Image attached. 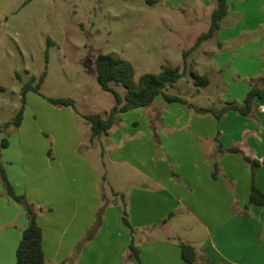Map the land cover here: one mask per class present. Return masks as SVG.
Listing matches in <instances>:
<instances>
[{
	"label": "crops",
	"instance_id": "1",
	"mask_svg": "<svg viewBox=\"0 0 264 264\" xmlns=\"http://www.w3.org/2000/svg\"><path fill=\"white\" fill-rule=\"evenodd\" d=\"M187 1L193 11L209 6L213 12L216 7V0ZM2 2L0 15L5 12ZM228 5V15L214 37L223 52L214 49L206 54H213L219 72L225 66L223 60L233 52L246 63L257 62L247 76L257 78L251 80L253 83L263 82L264 66L259 65L264 59V0H228ZM247 34L250 41L243 43L240 38ZM223 83L233 89L232 101L223 102L239 104L252 85ZM187 100L198 108L220 109L223 105L202 107ZM165 103L159 96L151 105L157 104L156 108L134 109L143 110L138 114L142 121L124 123L125 113H121L108 134L94 140L91 125L82 117L90 125L93 144L101 139L103 158L119 170L113 173L112 185L101 172L100 163H86L84 154L62 153L59 169L50 172L56 173L49 178L56 184L27 192L28 202L46 209L38 214L45 264H138L136 259H128L133 236L142 264H190L182 258L181 243L196 249L197 264H205V259L213 264H264V205L250 203L253 184L264 193V99L256 100L258 121L237 111L217 120L182 103ZM154 111L163 112L150 120ZM217 137L224 149L237 147L261 162L255 177L242 155L217 152ZM54 157L58 160V155ZM107 182L112 186L110 191ZM116 194L126 198L129 219L137 230L134 235L123 224V205ZM10 199L0 198V264H17L16 251L29 225L17 202L3 213ZM104 203L108 205L102 227L78 250Z\"/></svg>",
	"mask_w": 264,
	"mask_h": 264
},
{
	"label": "rangeland",
	"instance_id": "2",
	"mask_svg": "<svg viewBox=\"0 0 264 264\" xmlns=\"http://www.w3.org/2000/svg\"><path fill=\"white\" fill-rule=\"evenodd\" d=\"M201 1L197 0V3ZM188 2L3 0L5 12L0 15V88L4 91H0V127L12 122L22 106L24 111L21 126H11L2 133V137L9 140V146L0 149V163L17 194L28 200V191H43L46 185H55V181L49 178L56 173L50 172L53 168L59 169L60 154L71 152L81 157L84 154L82 158L86 163L96 166L100 163L101 172L112 184L113 173L119 170V166L103 158L101 139L93 144L90 125L82 119L86 114H101L106 118L115 104L114 96L102 90L97 81L95 59L99 54H114L130 61L135 68L136 80L145 73H159L163 66L183 68L184 53L201 34L209 30L212 16L209 6L198 12L193 11ZM248 36L242 35L240 40L247 43L250 41ZM214 49L223 52L218 50L216 38L205 42L187 58L189 70L196 69L200 75H205L210 69L208 76L211 84L208 88L197 87L188 73L178 83L168 85L165 93L185 97L202 107L219 108L225 105L223 101H232L233 89L223 82L232 86L241 82L248 86L253 83L252 79H257L247 76L257 62L246 63L247 60H241L236 52L223 60L225 66L222 72L217 71L213 54H206ZM210 63L212 68H207ZM262 63L259 68L264 66V59ZM44 72H47V77L40 92L28 91L23 100L24 86L31 77L39 78ZM262 83L254 82L257 85ZM113 86L121 94L126 93L123 85L113 83ZM49 98L73 99L76 107H57ZM165 104L168 106V103ZM152 106L144 108H149L148 111L156 108L157 104ZM142 112L134 110L125 113L124 123L142 121L144 118L138 117ZM162 112L154 111L150 120L159 118ZM251 119L258 121L256 115ZM54 155H58V160ZM103 162L106 167H103ZM107 184V191H110L112 186ZM36 187L40 188L36 190ZM0 198H10L1 180ZM30 203L36 206L39 214L46 210L34 202ZM8 204L3 213L17 203L10 199ZM104 207L100 228L107 212V205ZM94 225L95 222L85 236L92 234L93 228H96Z\"/></svg>",
	"mask_w": 264,
	"mask_h": 264
},
{
	"label": "trees",
	"instance_id": "3",
	"mask_svg": "<svg viewBox=\"0 0 264 264\" xmlns=\"http://www.w3.org/2000/svg\"><path fill=\"white\" fill-rule=\"evenodd\" d=\"M148 3H154L155 0H146ZM229 5L228 0H216V7L212 12L211 25L207 32L201 34L195 44L184 53V66L182 67H169L163 66L159 73H145L138 80H136V73L134 65L119 56L114 54H99L95 59V66L97 72V81L102 90L111 93L114 96L115 104L111 108L108 117H103L101 114H86L83 118L91 125L92 140L101 138L103 135L108 134L112 127L120 120L118 115L126 113L128 111L151 106L157 97L162 96L167 103H182L192 108L196 113L206 115L212 114L217 120H220L223 115L229 111H237L240 114L247 117H255L257 104L256 100L264 99V81L261 85L252 83L251 89L246 94L243 103L227 102L220 109H206L198 108L194 104L189 103L187 99L178 96L165 93V89L168 85L178 83L180 79L186 76L188 73L194 80L197 87H206L210 81L208 76L200 75L195 70L188 69L187 58L192 52L196 51L204 42L214 38L221 28L222 20L228 15ZM49 50H46V60L48 61ZM47 77V72H44L39 78L33 76L30 81L24 86L23 100L25 94L28 91L40 92L42 84ZM113 83L121 84L125 87L126 93L121 94L114 86ZM0 91H4L0 88ZM49 101L57 107H76L73 99L66 98H49ZM24 107L19 110L17 116L12 122H7L0 127V149H6L9 146V140L6 137H2V133L14 126L19 128L23 117ZM217 141L218 153H236L243 156L244 160L250 164L255 177L257 169L261 166V162L247 156L241 149L233 147L230 149H224L223 145ZM1 159V154H0ZM214 176L218 171V163L214 165ZM0 180L3 182L7 195L14 201L23 206L27 215L29 225L25 229L22 239L18 245L16 251L17 264H45L46 258L43 248V231L38 224L39 210L36 206L27 201L26 197L19 195L15 192L14 187L8 180L5 170L0 163ZM121 197L123 209V224L129 228L134 235L136 229L132 226L129 219L128 204L124 194H116ZM250 203L257 205H264V193L258 189L255 184L252 185ZM108 205L105 203L104 206ZM102 207L99 210L97 221L95 222L96 228H93L92 234H87L85 239L78 245V250L84 243L93 239L101 226V216L104 212ZM172 215V214H171ZM170 215V216H171ZM168 219H165V223ZM182 258L185 262L190 264H197L198 255L196 249L186 243H181ZM128 259H136L138 264H142L141 251L136 246L134 236L128 247ZM205 264H213L208 260H204Z\"/></svg>",
	"mask_w": 264,
	"mask_h": 264
}]
</instances>
